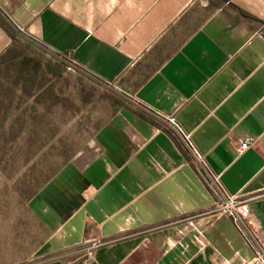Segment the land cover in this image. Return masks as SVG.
I'll list each match as a JSON object with an SVG mask.
<instances>
[{
	"label": "crops",
	"instance_id": "0c3cea01",
	"mask_svg": "<svg viewBox=\"0 0 264 264\" xmlns=\"http://www.w3.org/2000/svg\"><path fill=\"white\" fill-rule=\"evenodd\" d=\"M17 32L127 99L28 200L35 264H251L264 251V0H0V54ZM241 202L249 226L227 210Z\"/></svg>",
	"mask_w": 264,
	"mask_h": 264
},
{
	"label": "rangeland",
	"instance_id": "374dc122",
	"mask_svg": "<svg viewBox=\"0 0 264 264\" xmlns=\"http://www.w3.org/2000/svg\"><path fill=\"white\" fill-rule=\"evenodd\" d=\"M126 101L71 58L16 33L0 58V264L43 260L28 200L63 163L88 155L97 129Z\"/></svg>",
	"mask_w": 264,
	"mask_h": 264
},
{
	"label": "built area",
	"instance_id": "2783aa9c",
	"mask_svg": "<svg viewBox=\"0 0 264 264\" xmlns=\"http://www.w3.org/2000/svg\"><path fill=\"white\" fill-rule=\"evenodd\" d=\"M186 140H187L189 147H191V149H193V150H196L193 143L190 141L188 135L186 137ZM251 141H252V139H247V140L241 142V144L239 146V152L243 153L244 151H246L250 147ZM207 173H208V171H207ZM208 176L212 177L213 175L210 174V172H209ZM221 191L224 195L228 196L227 193L222 188H221ZM227 210L231 215H233L235 217V220L237 223L248 225V217L251 214V208H250L248 203L241 202V203H238L235 205H231L227 208ZM250 235H251L250 236L251 240H254V241L257 240V237L253 233L252 230H251ZM88 254H89V257H91L93 255L92 251H89ZM251 264H264V251H259L258 254L256 255L254 261L251 262Z\"/></svg>",
	"mask_w": 264,
	"mask_h": 264
},
{
	"label": "trees",
	"instance_id": "16d2710c",
	"mask_svg": "<svg viewBox=\"0 0 264 264\" xmlns=\"http://www.w3.org/2000/svg\"><path fill=\"white\" fill-rule=\"evenodd\" d=\"M10 47H11V45L0 54V58L2 56H4L9 51Z\"/></svg>",
	"mask_w": 264,
	"mask_h": 264
},
{
	"label": "water",
	"instance_id": "95a60500",
	"mask_svg": "<svg viewBox=\"0 0 264 264\" xmlns=\"http://www.w3.org/2000/svg\"><path fill=\"white\" fill-rule=\"evenodd\" d=\"M204 174L206 175V177H208V178H209V176H208L207 172H205V171H204Z\"/></svg>",
	"mask_w": 264,
	"mask_h": 264
}]
</instances>
